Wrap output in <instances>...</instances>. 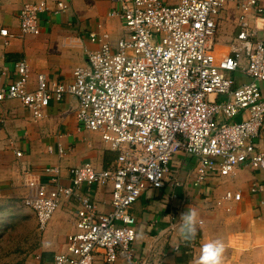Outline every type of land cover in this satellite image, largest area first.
Segmentation results:
<instances>
[{
    "label": "built area",
    "instance_id": "1",
    "mask_svg": "<svg viewBox=\"0 0 264 264\" xmlns=\"http://www.w3.org/2000/svg\"><path fill=\"white\" fill-rule=\"evenodd\" d=\"M111 2L110 15L120 19L126 36L112 40L105 32H91L98 47L86 51V63L73 70L70 83L50 82L39 73L36 86L28 89L30 67L20 59L15 78L0 87V101L18 99L35 120L44 117L51 99L75 97L79 126L98 133L116 152L111 167L97 169L90 162L71 167L67 185L59 182L55 166L45 167L51 175L47 182L33 175L25 180L22 203L41 231L63 199L77 203L75 231L66 235L65 249L49 261L35 254V264H94L98 258L103 264H146L135 254L137 221L131 207L146 190L181 184L171 170L180 153L194 158L195 188L211 177L233 174L240 165L264 171V153L256 147L264 123V26L249 18H264L259 0ZM228 3L238 12L239 30L230 52L219 57L214 35ZM65 8L59 1L54 11ZM47 9L45 0L24 3L17 14L20 36L38 34L39 14ZM0 35L12 36L5 28ZM234 71L251 80L238 83ZM237 115L241 120H232ZM105 185L111 188L110 209L102 212L91 190ZM263 190L264 184L249 188ZM241 197L225 191L222 199L231 203ZM193 247L181 240L170 250Z\"/></svg>",
    "mask_w": 264,
    "mask_h": 264
},
{
    "label": "crops",
    "instance_id": "2",
    "mask_svg": "<svg viewBox=\"0 0 264 264\" xmlns=\"http://www.w3.org/2000/svg\"><path fill=\"white\" fill-rule=\"evenodd\" d=\"M36 1L0 0V29L5 28L12 35H0V87L15 78L14 64L20 59H25L30 67L28 89L36 86L39 73L50 82L70 83L73 70L85 65L86 51L98 47L90 40L91 32H105L112 40L126 36L120 19L110 15L111 0H45L48 9L39 14V33L20 36L19 9L26 2ZM59 1L66 8L55 13ZM259 3L264 7V0ZM249 18L251 24L264 26V18ZM238 30V12L228 3L217 18V56L230 52ZM231 76L238 83L251 80L239 71ZM261 93L264 97V87ZM75 107L76 99L71 95L51 99L44 117L35 120L18 99L0 101V198L11 194L23 199L28 177L33 175L41 182L51 177L45 167H58V180L67 185L71 167L85 162L97 169L112 166L116 152L101 141L98 133L79 126ZM232 120L240 121L241 117L237 115ZM256 147L264 153V123ZM171 170L180 185L173 190L167 185L146 190L131 207L137 221L135 254L146 264H198L201 245L209 239H221L225 245L223 264H264V205L260 203L264 190L249 191L253 185L264 184V171L240 165L233 174L211 177L202 187L195 188L191 183L194 158L183 153L176 155ZM85 189V185L80 186L81 191ZM110 191L109 185L92 187L91 195L99 211L110 209ZM225 191L240 192L241 200L224 202ZM189 207L197 212L201 222L195 238L187 241L194 247L173 253L170 246L183 240L179 234L180 216ZM76 208L74 198L63 199L59 204L44 229V247L38 252L44 260L49 261L54 253L65 249L66 235L75 231ZM94 264L103 263L98 258ZM112 264L128 263L117 260Z\"/></svg>",
    "mask_w": 264,
    "mask_h": 264
},
{
    "label": "rangeland",
    "instance_id": "3",
    "mask_svg": "<svg viewBox=\"0 0 264 264\" xmlns=\"http://www.w3.org/2000/svg\"><path fill=\"white\" fill-rule=\"evenodd\" d=\"M43 236L44 230L37 228L33 211L21 197L4 194L0 198V264H35L34 255L44 247Z\"/></svg>",
    "mask_w": 264,
    "mask_h": 264
},
{
    "label": "clouds",
    "instance_id": "4",
    "mask_svg": "<svg viewBox=\"0 0 264 264\" xmlns=\"http://www.w3.org/2000/svg\"><path fill=\"white\" fill-rule=\"evenodd\" d=\"M201 222L193 208H188L179 219L181 239L188 241L195 238ZM225 245L221 239H209L201 245L198 264H223Z\"/></svg>",
    "mask_w": 264,
    "mask_h": 264
}]
</instances>
